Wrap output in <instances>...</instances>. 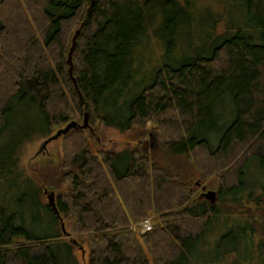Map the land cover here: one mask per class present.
Here are the masks:
<instances>
[{
  "label": "trees",
  "instance_id": "1",
  "mask_svg": "<svg viewBox=\"0 0 264 264\" xmlns=\"http://www.w3.org/2000/svg\"><path fill=\"white\" fill-rule=\"evenodd\" d=\"M5 1L15 7L0 0V264H80L83 245L87 264H264V224L242 220L264 218V0ZM153 42L161 52L148 59ZM84 109L120 133L152 123L169 156H199L224 212L157 153L93 150L79 130L63 137L75 148H63L55 212L16 149ZM62 216L73 241L56 232Z\"/></svg>",
  "mask_w": 264,
  "mask_h": 264
},
{
  "label": "rangeland",
  "instance_id": "2",
  "mask_svg": "<svg viewBox=\"0 0 264 264\" xmlns=\"http://www.w3.org/2000/svg\"><path fill=\"white\" fill-rule=\"evenodd\" d=\"M4 2V7L6 8L3 10H7L11 14L12 11H14L15 6L13 7L11 2L5 0ZM20 2L21 0H19V3ZM1 14L2 11H0V15ZM146 49L148 59L150 56L152 57V59L157 58V55H159V53L161 52L159 46L154 42L149 47L147 45ZM151 60L148 61L152 62ZM85 114H88L87 109H84L82 114H78L77 118L73 122H76L79 126H82ZM87 124L91 130H96V134L93 138H89V129L78 130L83 133L84 137L88 138V143L93 150L122 152L125 149L138 148L142 152L157 153L155 156L156 159L163 166H166L171 175H178L179 177L176 178L180 179L179 181L183 180L184 177L185 179H189L187 184L192 186V189L195 191L198 200L207 202L208 204L213 206H217L222 211L226 208V206H223L224 204L220 202V199L218 197L217 191L220 186H218V183L214 180V177L204 178L202 174L203 172L201 170H198L197 167H195L192 163L198 162V164L204 167V161L199 156H197L196 159L194 158V161L188 156H169L165 152L166 150L161 147L160 144H162V141L160 139V135L157 132L156 126H154L152 123H146L144 127H140V125H138L133 127L128 132L120 133L116 128H108L101 125L99 121L92 120L88 114ZM55 135L56 133L54 132L52 134V137ZM64 136L62 135L57 139L51 140L46 145L44 144L47 140H49L48 138L40 137L27 139L23 142L22 145H20V151L18 148L16 149L17 154L20 152L18 157V166L20 167L21 171L24 172L25 176L32 181L33 185L40 189V200H42L45 204L48 201V195L50 193H53L56 199L58 194H63L65 190V183L61 177L62 158L65 156L64 149L66 145H70L69 147L72 146L73 148H75V146L73 145L75 143V140L69 141L68 144H65L63 139ZM168 138L170 139V136H168ZM159 145L162 149L159 148ZM7 153L9 154V152ZM225 160L226 159L215 163L213 167L223 163ZM192 174L193 177H191ZM209 192L214 194L213 202L205 197L207 194H209ZM29 199L31 198H28L24 201V208H26L27 205L30 204L28 202ZM246 207L247 212L250 209H253V207L249 204H247ZM231 208L233 211L230 213L236 214V204H231ZM239 216H234V218H239ZM62 217L63 218L56 220V232L60 234L62 238L73 241L75 239V234L71 230L72 223L68 219H66L67 217ZM153 218L152 221H154ZM242 218V220H246L251 223L252 220H257L260 226L261 224H264V218L262 219L259 217L251 219L250 215H243ZM149 220L150 224H152L151 219ZM62 229L64 230V232H62ZM134 229L136 230L137 227H134ZM42 231L44 233H47L46 230ZM66 233L67 236L64 237L63 234L66 235ZM82 247H77L75 255L80 264H87L88 249L84 245Z\"/></svg>",
  "mask_w": 264,
  "mask_h": 264
},
{
  "label": "water",
  "instance_id": "3",
  "mask_svg": "<svg viewBox=\"0 0 264 264\" xmlns=\"http://www.w3.org/2000/svg\"><path fill=\"white\" fill-rule=\"evenodd\" d=\"M77 34L78 32L75 34L74 38H73V42H72V46L70 48V52L68 54V60H67V63H68V66H69V69H68V73H69V76L71 77L72 76V54L74 52V49H75V38L77 37ZM84 122H83V125L82 126H79L76 122H71L69 123L68 125H66V127L64 129H61L59 130L55 136H53L52 138H50L49 140H47L45 142L44 145H46L47 143H49L51 140H54V139H57L58 137L62 136V135H66L69 131L71 130H78V129H90V127L88 126L87 124V121H88V114H85L84 115ZM208 200H210L211 202L214 201V194L209 192V194H207L205 196ZM48 204L49 206L56 212V208H55V198H54V194L53 193H50L48 195ZM63 228V227H62ZM62 232H64V230L62 229Z\"/></svg>",
  "mask_w": 264,
  "mask_h": 264
},
{
  "label": "built area",
  "instance_id": "4",
  "mask_svg": "<svg viewBox=\"0 0 264 264\" xmlns=\"http://www.w3.org/2000/svg\"><path fill=\"white\" fill-rule=\"evenodd\" d=\"M142 232H149L152 229V225L149 220H145L141 223Z\"/></svg>",
  "mask_w": 264,
  "mask_h": 264
}]
</instances>
